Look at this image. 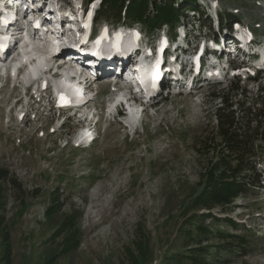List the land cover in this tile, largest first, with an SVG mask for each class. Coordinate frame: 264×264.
<instances>
[{"label": "rangeland", "instance_id": "rangeland-1", "mask_svg": "<svg viewBox=\"0 0 264 264\" xmlns=\"http://www.w3.org/2000/svg\"><path fill=\"white\" fill-rule=\"evenodd\" d=\"M69 1L73 0L59 3L62 10H71L66 8ZM218 2L221 11L235 14L258 31L264 43V0ZM154 12L151 10V15ZM192 16L189 12L181 22H190ZM100 18L99 25L104 21L115 27L122 23L139 25L151 41L167 26L130 22L124 12L119 19L115 8ZM194 19L199 21L197 15ZM201 21V25H209L205 16ZM199 25L188 23L186 29L193 26L195 31L187 36V45L194 44L196 35L214 33V26L196 29ZM232 79L229 75L221 82H207L185 94L172 92L153 112V126L146 125L140 136L126 137L123 125L110 122L89 148L65 145L62 136H71L74 126L67 124L52 132L61 120L51 123L50 116L47 123L24 127L14 120L11 111L7 112V121L3 106L18 95L19 89L5 85L0 90V166L9 169L10 178H18L21 187L10 180L1 183L0 264H5V230L11 235L12 264H132L130 250L139 264H179L175 254L182 257L183 264H192L186 254L199 245L208 248V264H264V134L263 139L256 140L255 170L243 176L244 191L232 204L214 206L212 217L191 221L194 213L209 211L208 207L200 209L204 205H193V201L221 145L215 119L221 99H215L212 92H230ZM233 81L250 92V99L264 101V91L259 94L257 85L263 84L264 89L263 77L251 81L241 75ZM110 82L96 80L100 93L88 106L103 104ZM155 101L159 102L160 96ZM253 136L258 134L253 132ZM258 177L262 178L259 186L253 184ZM57 197L60 207L48 213ZM72 213H80L71 230L76 232L79 245L65 253L62 249L67 227L58 230ZM228 218L238 226L233 227ZM199 224L213 231L204 233ZM248 229L255 233L248 235ZM242 239L247 243L243 245ZM138 242L144 243L143 251ZM230 243L232 246L226 247Z\"/></svg>", "mask_w": 264, "mask_h": 264}, {"label": "trees", "instance_id": "trees-1", "mask_svg": "<svg viewBox=\"0 0 264 264\" xmlns=\"http://www.w3.org/2000/svg\"><path fill=\"white\" fill-rule=\"evenodd\" d=\"M114 8L119 19L122 17V12H124V18L126 17L130 22H144L150 26L168 23L169 26L172 27L176 22L187 17L188 12L186 13L185 11L189 8L200 11L199 14L203 16L201 11L202 7L197 4L196 0H102V6L98 11L97 20L101 19V16H105L109 10H113ZM149 10H154V14L151 15ZM237 19V16L231 12L221 14V23L225 25H229L232 21ZM230 85V92H212L215 99H221V105L217 107L215 114L217 135L221 140V145L216 154V158L210 161L211 168L204 175L202 189L195 196L193 201V205H204L202 208L200 207V209L208 207L209 211L194 213V215H191V221H193L195 217H212L213 214L210 210L216 205L225 206L232 204L236 197L241 194L246 187L243 176L254 171L257 164L258 157L255 147L256 140L263 139L264 134V119L263 121L260 119V116L264 117V101H259V99L256 100L255 97L250 99V92L242 87L239 82L231 80ZM261 93L262 90L259 94ZM260 103H262L261 106ZM253 132H256L258 136H253ZM9 174V169L0 166V198L3 191L1 184L3 181L10 180L13 185L21 187L18 178H10ZM261 182V179L258 177L254 179L253 184L259 186ZM54 200L55 204L48 209V213L53 212L54 209L61 205L58 197ZM0 207H2L1 202ZM79 214L80 213H72L68 215L58 230L62 231L67 227L62 249L65 253L72 251L79 245L76 232L71 231L75 226ZM226 221L233 227L238 226V223L232 218H228ZM2 223L3 217L0 214L1 230H3ZM198 228L204 233H211L213 231L200 224ZM254 233V231L248 229V235L251 236ZM2 235L4 241V254L2 260L5 264H12L13 249L10 232L5 230ZM231 236L235 235L232 234ZM241 243L244 245V243H247V240L242 239ZM138 244L139 250L143 251L144 243L142 242L141 244L138 242ZM221 246L224 247L225 244ZM231 246L232 243L227 244L226 247ZM207 252L208 248L206 246L199 245L196 249L191 248L190 253L186 254V257L191 259L192 264H208V258L205 257V253ZM130 255L132 264H139L138 257L132 250H130ZM173 257L179 260V264H183L182 257L180 258L178 254H175ZM53 260L54 258L49 262Z\"/></svg>", "mask_w": 264, "mask_h": 264}, {"label": "bare ground", "instance_id": "bare-ground-1", "mask_svg": "<svg viewBox=\"0 0 264 264\" xmlns=\"http://www.w3.org/2000/svg\"><path fill=\"white\" fill-rule=\"evenodd\" d=\"M66 0H55L56 4L53 5L52 7H43L45 0H28L29 6L37 13L40 15L41 18H46L50 15H52L51 17L53 18V15L56 14L57 17L60 18V20H64V21H72L70 23H76V27H78L79 24H82L83 21H85V14L83 12V6L85 3H87V1L85 2L84 0H73V1H69L68 2V6H66V8L69 7V9L71 8V10H62L61 6L63 7V3ZM48 2V1H47ZM62 3V4H59ZM1 4V3H0ZM48 4V3H47ZM65 7V6H64ZM216 4H214L212 6L213 10H217V8L215 9ZM98 8V4L94 3L93 4V10H91L92 12H94V14H92V16L87 19L86 21V29L89 31L90 35L88 36V43L86 41L85 45H78V49L77 51H75V54H72L73 57L75 59H81L80 56L82 57L84 54H89L90 51H98V54L95 53L96 56H98V58H101L102 61L101 63H98V60L96 58L93 57H89V56H84L89 62H91L96 70H97V75L102 76L103 74L107 73L108 71L111 70H115L117 68V61L114 62V60H112L116 54L119 51H116L114 48H112L108 42L107 39L110 38V36H114L115 38H121L122 42H125L126 40L131 41L132 39L130 38V36L125 32L124 29H119V30H115L113 32H105L106 34V38L103 39V42L100 43H96V44H92L90 45V41L92 40V34L100 29L103 28L104 25L109 24L108 22L104 21L102 24H98L99 20H97V9ZM219 9V8H218ZM50 10L51 13H48ZM48 13V15L45 17L44 13ZM50 17V18H51ZM37 21H40L39 19H37ZM98 24V25H97ZM76 27L74 26L73 28L76 29ZM53 30H57L56 27H54ZM101 32H103L102 30H100ZM36 32V31H35ZM47 33V32H46ZM56 32H54V35L52 34V32L48 33L47 35V39L43 41L41 40H37L36 42H34V39L32 37H30L29 35H25V36H19L20 39H18V43H20L21 47H20V51L18 53V55H16L15 59L12 60L15 61L13 64L16 65V68L19 67L20 64H22L23 66L19 69L15 70L14 73V77H15V84L17 83L18 85H21L22 82L26 81V76L21 73H23V71H25V69L28 67L31 70H35L36 67V62L39 63L40 65H42V69H47L49 66H51V62L53 57H51V55L56 52L55 50H58L60 48V40L58 38H56L55 36H58V34H55ZM179 39V43H180V47H184L185 46V39H184V35H179L176 37V40ZM218 42H216V45L219 46L218 51L223 55L226 56L227 55V50H226V46L237 40L235 37V34L233 32H228V31H224L221 30L220 34L218 36ZM247 40H245V44L244 47L242 48L241 46L238 47L237 49V53L238 55L241 57H243L245 60H247L248 57H252V52L255 51L257 52V54H260V52H264V49H261L263 43L261 40L256 41L253 38L248 39V37H246ZM253 42H252V40ZM20 41V42H19ZM223 43V44H222ZM133 44V43H131ZM15 43H8L5 46H7L6 49V53L8 52H16L17 51V46H15ZM6 48V47H5ZM14 48L16 50H14ZM95 48V49H94ZM131 48H125L126 52L129 53ZM212 50L211 46H208L206 48V51L208 50ZM210 50V51H211ZM15 54V53H14ZM79 55V56H76ZM71 55V54H70ZM169 55H171V52L169 50V48L167 47L165 52H164V66H162V73H165L167 76H163L162 80L165 82H168V86L174 89H179L181 87H184L187 83H191L193 84V86H195L196 82L200 79H207L205 77L204 74V63L205 65L207 64L204 60L205 54H199V59L201 61V66L200 67H196V70H192L191 74L187 77V78H183L180 77L178 75H176L174 72L175 70L170 69L169 66ZM10 57V56H9ZM168 64V65H167ZM119 68H117L118 70ZM35 72V71H34ZM175 76V80L174 82L170 81L171 77ZM212 78V77H210ZM108 79V78H106ZM187 79H189L188 81H186ZM53 83H55L56 85V89L58 88L59 90H65V91H70L71 89H79L80 87L78 86V84H76V81H73L72 78H70L69 74L66 72L64 73V75H62V77L60 78L59 82L57 83V81L55 80ZM95 141V139H93V142Z\"/></svg>", "mask_w": 264, "mask_h": 264}, {"label": "snow or ice", "instance_id": "snow-or-ice-1", "mask_svg": "<svg viewBox=\"0 0 264 264\" xmlns=\"http://www.w3.org/2000/svg\"><path fill=\"white\" fill-rule=\"evenodd\" d=\"M0 47H4V45H0Z\"/></svg>", "mask_w": 264, "mask_h": 264}]
</instances>
